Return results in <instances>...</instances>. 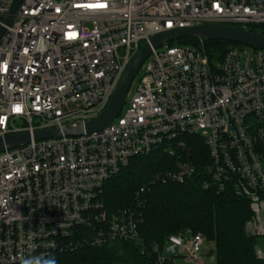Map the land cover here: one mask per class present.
Instances as JSON below:
<instances>
[{"label":"built area","instance_id":"1","mask_svg":"<svg viewBox=\"0 0 264 264\" xmlns=\"http://www.w3.org/2000/svg\"><path fill=\"white\" fill-rule=\"evenodd\" d=\"M11 3L0 0V138L95 119L156 33L264 26V0H25L5 26ZM130 88L103 131L0 153V264L30 256L94 264L68 257L121 244L140 245L149 259L137 264H203L205 241L190 231L144 247L145 188L135 206L112 214L102 202L110 178L155 151L177 162L152 182L206 177L205 189H229L247 202L245 232L264 240V49L236 46L216 61L204 48L166 44L151 50ZM187 137L203 141L201 168L189 158ZM255 255L264 261V245Z\"/></svg>","mask_w":264,"mask_h":264},{"label":"trees","instance_id":"2","mask_svg":"<svg viewBox=\"0 0 264 264\" xmlns=\"http://www.w3.org/2000/svg\"><path fill=\"white\" fill-rule=\"evenodd\" d=\"M249 28L264 33V26ZM198 44H202L208 57L216 61H220L230 48L240 46L225 42L200 43L195 38H181L169 43L170 46L194 48ZM184 139L190 151L189 158L198 161L201 168L207 159L203 141L198 137ZM176 162V155L161 151L134 157L128 167L105 183L101 199L106 211L112 214L135 206L136 194L140 188H145V193L139 196L143 202L139 210L142 219L139 235L146 249L152 245L161 248L167 237L190 231L200 234L211 246L206 254L211 252L214 264H264L255 255L256 239L245 232V223L251 216L246 201L236 198L229 189L220 193L214 188L205 189L203 181L206 177H191L182 184L152 182L161 174L173 172ZM110 250L88 248L71 254L68 260L72 257L73 262L94 260L98 264H137L149 259L147 255L145 260L142 259L145 253H141L138 244H121V247Z\"/></svg>","mask_w":264,"mask_h":264},{"label":"water","instance_id":"3","mask_svg":"<svg viewBox=\"0 0 264 264\" xmlns=\"http://www.w3.org/2000/svg\"><path fill=\"white\" fill-rule=\"evenodd\" d=\"M24 1L25 0H12L8 17L4 22L5 26L11 25L14 15ZM4 34L5 28H0V40ZM181 38H195L202 41L225 42L254 49H264V33L228 25L203 24L190 28L174 29L156 33L150 37L147 43H144L140 47L136 55L132 58L119 79L108 104L95 119L73 123L61 128L35 131L32 134L21 133L0 138V153L25 146L29 144L31 140L37 142L59 138L61 136L73 137L103 131L118 117L125 103L131 83L136 77L142 63L151 53V50H155ZM209 256H211V252H209Z\"/></svg>","mask_w":264,"mask_h":264},{"label":"rangeland","instance_id":"4","mask_svg":"<svg viewBox=\"0 0 264 264\" xmlns=\"http://www.w3.org/2000/svg\"><path fill=\"white\" fill-rule=\"evenodd\" d=\"M201 47V49L202 48H204L203 47V45L201 44V45H199L198 44V46L196 47V48H200ZM204 51H205V48H204ZM205 53H206V51H205ZM207 55H208V53H206ZM209 56V55H208ZM130 95H131V88L129 89V91H128V93H127V96H126V99H125V103H124V105H123V107H125L126 106V104H127V101H128V99H129V97H130ZM248 222V221H247ZM246 222V223H247ZM246 223H245V226H246ZM263 245H264V240L263 239H260V238H257L256 239V246H258L259 248H262L263 247ZM121 247V245H116V246H111L112 248H111V250L110 251H113L114 249H115V247ZM159 246V245H158ZM149 248V247H148ZM210 248H211V246L209 245V244H204L203 245V249H202V251H201V260H202V263L203 264H214V258L212 257V256H209V255H207L206 253H207V251L208 250H210ZM126 257V256H125ZM124 257V258H125ZM145 257H146V254L144 255V257L142 258V259H144L145 260ZM72 258V257H71ZM70 258V262H73L72 261V259ZM94 261V260H93ZM90 261L91 263H94V264H98L99 262H97V261ZM139 262H140V260H139ZM140 263H142V261L140 262Z\"/></svg>","mask_w":264,"mask_h":264},{"label":"clouds","instance_id":"5","mask_svg":"<svg viewBox=\"0 0 264 264\" xmlns=\"http://www.w3.org/2000/svg\"><path fill=\"white\" fill-rule=\"evenodd\" d=\"M21 264H57L54 257L40 258V257H28L21 261Z\"/></svg>","mask_w":264,"mask_h":264}]
</instances>
